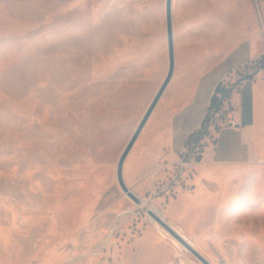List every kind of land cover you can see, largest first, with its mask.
Returning <instances> with one entry per match:
<instances>
[{
  "label": "rangeland",
  "instance_id": "374dc122",
  "mask_svg": "<svg viewBox=\"0 0 264 264\" xmlns=\"http://www.w3.org/2000/svg\"><path fill=\"white\" fill-rule=\"evenodd\" d=\"M257 8L173 0L176 60L234 39L239 27L242 37L262 29ZM260 68L264 56L230 85ZM168 70L166 0H0V264H203L150 217L152 194L138 189L152 117L124 168L142 204L117 178ZM177 173L158 194L184 184L162 190ZM239 175L238 190L252 185L253 239L264 241L263 158ZM192 244L212 264H264V247Z\"/></svg>",
  "mask_w": 264,
  "mask_h": 264
},
{
  "label": "crops",
  "instance_id": "0c3cea01",
  "mask_svg": "<svg viewBox=\"0 0 264 264\" xmlns=\"http://www.w3.org/2000/svg\"><path fill=\"white\" fill-rule=\"evenodd\" d=\"M256 4L262 29L242 37L245 29L239 27L234 39L194 51L183 62L177 59L174 77L152 115L147 178L138 189L151 193L152 206L201 248L264 247V241L253 239L252 185L245 181V190H238L241 170L264 160V68L234 88L225 103L226 120L219 129L210 127L202 159L187 168L184 184L157 192L158 183L181 161L189 137L202 127L217 87L232 83L238 71L264 56V0Z\"/></svg>",
  "mask_w": 264,
  "mask_h": 264
},
{
  "label": "water",
  "instance_id": "95a60500",
  "mask_svg": "<svg viewBox=\"0 0 264 264\" xmlns=\"http://www.w3.org/2000/svg\"><path fill=\"white\" fill-rule=\"evenodd\" d=\"M166 19H167V38H168V53H169V70L168 73L158 89L156 95L151 101L149 107L147 108L145 114L143 115L140 123L138 124L134 134L126 145L124 151L122 152L117 165V178L121 188L124 192L137 204H142V199L134 193V191L127 185L124 168L128 156L136 145L138 139L140 138L142 132L144 131L146 125L148 124L150 118L152 117L156 107L158 106L160 100L165 94L167 88L169 87L175 73L176 68V57H175V41H174V26H173V0H166ZM148 214L150 217L161 225L170 235H172L178 242H180L184 247L191 251L198 259L202 261L203 264H212L206 257H204L189 241L181 234L176 228L173 227L168 221H166L162 216H160L153 209H148Z\"/></svg>",
  "mask_w": 264,
  "mask_h": 264
},
{
  "label": "trees",
  "instance_id": "16d2710c",
  "mask_svg": "<svg viewBox=\"0 0 264 264\" xmlns=\"http://www.w3.org/2000/svg\"><path fill=\"white\" fill-rule=\"evenodd\" d=\"M249 77L244 76L240 82L236 85H230V83L220 84L216 92L212 98V102L210 105V109L208 111V114L206 118L204 119V122L202 124V127L193 133L188 141L187 146L189 148H192L194 145H198L201 140H204L207 136L210 135V127L217 125V129L221 127V122H224L226 120V109L225 103L230 97V94L236 88L237 85H239L243 80L247 79ZM205 143L200 144V148L202 151L204 150ZM199 160L202 159V157H198Z\"/></svg>",
  "mask_w": 264,
  "mask_h": 264
},
{
  "label": "built area",
  "instance_id": "2783aa9c",
  "mask_svg": "<svg viewBox=\"0 0 264 264\" xmlns=\"http://www.w3.org/2000/svg\"><path fill=\"white\" fill-rule=\"evenodd\" d=\"M231 125L235 126L236 123L232 121ZM203 142L204 140H201L198 145H194L192 148H186L181 161L177 165V175L173 176L171 181L166 183L162 190L167 191L172 187V185L180 184L183 181V177L185 176L187 168H189L193 163L197 162L198 157L201 156L200 144Z\"/></svg>",
  "mask_w": 264,
  "mask_h": 264
},
{
  "label": "bare ground",
  "instance_id": "6f19581e",
  "mask_svg": "<svg viewBox=\"0 0 264 264\" xmlns=\"http://www.w3.org/2000/svg\"><path fill=\"white\" fill-rule=\"evenodd\" d=\"M152 209L154 211H156L157 213H159L162 216V213L159 212V210L156 207H152ZM159 226V225H158ZM175 228V227H174ZM161 231L163 232L164 235H167L168 233L166 231H164L161 227H160ZM180 232V231H179ZM181 233V232H180ZM182 234V233H181ZM185 236V235H184ZM186 237V236H185ZM187 238V237H186ZM188 239V238H187ZM188 241L192 244V241L190 239H188ZM174 242H177L176 240H174ZM193 245V244H192Z\"/></svg>",
  "mask_w": 264,
  "mask_h": 264
}]
</instances>
